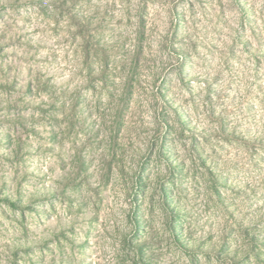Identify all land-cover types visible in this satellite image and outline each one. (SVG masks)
I'll return each mask as SVG.
<instances>
[{"label":"rangeland","instance_id":"obj_1","mask_svg":"<svg viewBox=\"0 0 264 264\" xmlns=\"http://www.w3.org/2000/svg\"><path fill=\"white\" fill-rule=\"evenodd\" d=\"M0 264H264V0H0Z\"/></svg>","mask_w":264,"mask_h":264}]
</instances>
